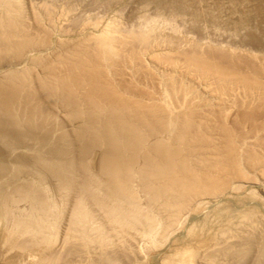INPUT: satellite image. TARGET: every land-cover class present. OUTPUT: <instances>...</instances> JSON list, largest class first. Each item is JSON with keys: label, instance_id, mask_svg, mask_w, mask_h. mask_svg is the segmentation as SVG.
<instances>
[{"label": "rangeland", "instance_id": "1", "mask_svg": "<svg viewBox=\"0 0 264 264\" xmlns=\"http://www.w3.org/2000/svg\"><path fill=\"white\" fill-rule=\"evenodd\" d=\"M5 17L19 32L17 41L28 36L34 45L47 47L42 56L52 63L48 78L53 91L51 98L42 96L52 116L43 120L50 130L52 162L65 181L86 176L84 164L93 168L100 162L110 150L108 137L122 146L132 138L121 133L122 125L109 123L112 109L99 96L102 91L94 89L98 80L89 78L96 71L123 98L159 103L167 113L158 132L121 109L124 124L146 136L133 158L176 169L190 187L195 175L210 173L225 179L227 188L182 197L175 234L176 227H163L165 207L152 205L154 198L138 181L129 185L127 199L114 201L134 208L138 222L125 214L126 221L114 223L104 208L89 200L93 217L76 221L69 230L73 197L68 203L66 197L73 193L59 189L54 178L48 180L40 171L20 167L17 179L39 186L45 198L53 199L54 211L38 213L47 228L43 239L36 238L39 242L29 240L34 237L29 232L17 238L0 236V264H207L209 254L229 264H264V105L258 93L262 89H248L254 80L264 82V0H0V21ZM38 62L27 71L26 82L35 78L29 87H41L37 77L48 71L45 62ZM18 67L23 70V63ZM233 72L245 75L240 83L224 78ZM18 96L12 107L21 115L26 99L23 93ZM172 108L183 118L174 128L169 125ZM158 141L165 142L166 151L156 150ZM226 142L234 143L241 177L219 164ZM141 152L150 154L149 160ZM159 184L158 196L167 194L169 178L163 176ZM244 232L257 238L243 242ZM228 239L236 246L229 247ZM24 240L25 246H16Z\"/></svg>", "mask_w": 264, "mask_h": 264}, {"label": "bare ground", "instance_id": "2", "mask_svg": "<svg viewBox=\"0 0 264 264\" xmlns=\"http://www.w3.org/2000/svg\"><path fill=\"white\" fill-rule=\"evenodd\" d=\"M5 26H9L11 29L8 32L0 31V73L4 72L2 69H5V74L7 73L5 76L0 75V230L2 229L3 231L0 235L1 238L4 239L6 235V238L12 236L17 238L23 235L24 232H29L34 236L29 238V240L35 239L38 241L36 238L43 239L42 236L47 228L38 220V213L39 211H48V213L54 211L55 203L53 199L50 197L45 198L43 192L39 190V186H36L32 181H20L17 179L19 174L16 170L20 167H26L30 172L33 171V173L40 171L46 179L49 180V178H54L57 181L56 184L59 189H66L67 192L73 193V195L70 194L71 196L66 197V203H68L70 197H73L70 203L71 206L68 208V211L71 212L68 226L69 230L75 228L73 224L76 221H82V219L88 220L93 217V213L88 209L87 205L89 200L94 201L100 205L101 208H104L108 214L112 216V222L114 223L126 221L124 219L125 217H123L125 214L126 217H130L129 220L138 222L139 219L136 216L134 208L125 206L123 203L115 204L114 202H121L122 199H127L129 194H131L129 185L135 181H138L137 185L154 198V201L151 203L152 205L165 207L163 209L167 212L168 219L166 224L163 223V227L166 229L176 227L178 224L177 216L181 211L179 205L182 197L190 193L195 196L198 194H215L227 188V181L225 179H216L214 175L210 173H204L198 175V177L195 175L193 177L194 184L190 187L184 179H180L181 173L176 169L169 166L162 168L152 164L151 161L140 164L138 160L133 158L132 155L135 154V152L141 151L140 147L146 140V136L139 134V131H137L138 129H134L132 125L128 123L124 124L125 120L121 117V114H119L121 109L130 111L134 115L136 121L144 123L150 129H157L158 132L164 127L167 113L159 103H133L132 100L123 98L116 89L109 87L103 74L101 78L100 73L96 71H92L89 78L98 80V82L94 84L97 86L94 87V89L99 88V90L102 91L99 96L101 99L107 101L110 106L109 109H112V113H108L110 114L109 123H111V125L115 124L116 127L122 125L120 128L121 133H130L132 138L130 145L126 144L123 145V147L119 142H115V140L108 137L110 150L103 154L100 162L94 165L93 168L84 164L82 168L86 176L81 178L70 176L71 178L65 181L61 175L62 170L60 168H55L52 162L53 150L50 146V138L48 137V135H50V130L44 125L45 121L43 120L52 116V112L48 105L50 103H47L44 99V97L46 98L45 95L51 98L53 91L52 84L48 78L52 76L50 75L52 63L46 59L47 57L42 56V53L46 51L47 47L45 48L44 44L39 46L34 45L33 41L28 36H24L17 41L15 37H18L19 32L14 28V23H11L8 17L0 21V27L4 28ZM102 44L105 45V41H102ZM37 60H39L40 63L45 62L44 65L48 71L46 74L37 77L42 84L38 82V80H36V82H38L41 87H38V85L37 87L35 85L29 87L34 83L35 78L33 77L30 82H26V79L30 75L27 71L31 73L30 69H33V64ZM22 63L24 66L23 70L18 67V65ZM79 65H82V68L85 67L82 61ZM233 73L234 74H223V76L226 80L228 77H232L239 83L241 77H245L243 74ZM81 76L84 78L82 74ZM22 78H24L25 82L21 81ZM73 78L78 82L82 81V79L75 74ZM69 86L68 84V91L70 94H73L74 90L70 89ZM253 86L262 89V91L259 90L258 93L264 105V82L254 80L248 85V89L252 92ZM22 93L26 100L21 104L23 105L24 111L19 115L18 112L14 111L12 104L17 101V96ZM88 93L92 95L96 92L89 91ZM174 109L175 108L170 109L171 114L169 113V125L173 128L176 126L177 122H182L183 120L182 116H179L176 113L177 110L174 111ZM97 113L101 118L103 117L101 112L98 111ZM247 116L250 118V114ZM1 126H11L15 130H7L1 128ZM223 128L227 127L224 126ZM41 129H44V131H41ZM45 129L47 130L45 131ZM39 130L41 134L36 136ZM227 133L230 134L229 132ZM147 136H149V134ZM247 137L248 136H245V138ZM27 142L29 144H27ZM31 142H37L38 145H31ZM163 142L164 141L156 142L157 151H162L163 149L166 151L167 147L164 146L165 144H163ZM46 145L50 147L48 150L45 148ZM41 146L44 147L45 150L42 149ZM19 150L25 152L22 153ZM121 153L127 155L124 158H120ZM141 153L149 160L150 154ZM112 154L117 157L116 161H112ZM220 154H222L224 158L220 159L219 164L226 170H229V168L232 169V172H235L237 176L241 177L240 165L242 162L236 152L234 143L230 145L229 142H226L224 152H220ZM234 169L236 170L234 171ZM163 176H167L170 180V184L167 188L165 187V191H168V193L158 196L161 192L160 186H162V184L159 183ZM5 179L9 181L12 180V182L10 184H4L3 180ZM93 187L100 188V190ZM92 189L94 190L92 191ZM156 192L157 194L155 195ZM166 197L170 199V201H164ZM24 202L25 204L23 205ZM48 205L51 208H48ZM176 229L177 227L173 228L172 233H174ZM250 237L257 238V235L244 232L242 241L249 243L247 238ZM260 240L264 242V233ZM22 242L23 243H20L18 241L16 246L23 247L28 243V241L25 240ZM200 242L202 244L205 243L202 240ZM228 242L230 244H228L229 247L236 246L235 243H230L229 239ZM35 249L36 247H34V251ZM41 250V252H45L47 249ZM54 252H50V254L54 255ZM208 258L210 263L207 264H229L226 259L220 260L218 254H216V256L214 254H209ZM232 259L233 255H231L229 260L231 261Z\"/></svg>", "mask_w": 264, "mask_h": 264}]
</instances>
